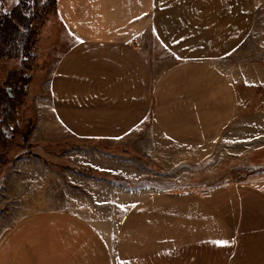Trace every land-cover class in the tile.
Here are the masks:
<instances>
[{"label":"crops","instance_id":"1","mask_svg":"<svg viewBox=\"0 0 264 264\" xmlns=\"http://www.w3.org/2000/svg\"><path fill=\"white\" fill-rule=\"evenodd\" d=\"M56 5L74 14V22L66 25L58 15L66 29L64 42L55 47L48 95L71 135L113 141L146 130L157 135L154 146L158 134L188 147L220 139L236 145V133L244 128L236 112L253 98L216 66L253 30L255 0H56ZM147 17L158 43L176 60L166 69L149 62L137 44ZM256 129L264 131V121ZM121 187L112 191L118 201L106 202L113 204L85 201L82 209L88 212L112 210L101 218L81 216L76 205L32 207L17 216L0 234V264H264V190L235 184L207 197H187L175 188L150 186L151 193L149 186Z\"/></svg>","mask_w":264,"mask_h":264},{"label":"rangeland","instance_id":"2","mask_svg":"<svg viewBox=\"0 0 264 264\" xmlns=\"http://www.w3.org/2000/svg\"><path fill=\"white\" fill-rule=\"evenodd\" d=\"M255 1L253 30L216 66L231 80H238L239 92H249L253 98L236 112L240 127H244L236 133L238 142L233 136L236 145H222L220 139L216 145L188 147L172 144L160 134L159 145L154 146L157 135L146 130L113 141H88L62 127L48 94L59 53L55 47L64 42L63 23H73L70 17L74 14L62 8L55 12L54 0H43L47 8L38 11L33 49L27 59L30 80L17 95L14 123L3 128L6 144L0 146V155L12 162L0 165V234L17 216L33 209L76 205L75 211L86 216L88 211L82 209L88 205L85 201L97 202L96 206L113 204L106 202L118 201L112 191L120 185L121 189L129 185L154 186L158 191L175 188L177 194L187 197H207L219 187L235 184L264 190V131L256 129L264 121V0ZM146 19L148 28L137 44L149 62L159 70L166 69L176 60L158 43L149 17ZM19 67L20 60L0 58L1 88L9 89L5 85L7 73ZM154 187L149 192L154 193ZM158 195L165 197L166 192ZM102 210L93 209L88 214L101 218L112 212L108 207ZM231 230L243 232L242 227Z\"/></svg>","mask_w":264,"mask_h":264},{"label":"trees","instance_id":"3","mask_svg":"<svg viewBox=\"0 0 264 264\" xmlns=\"http://www.w3.org/2000/svg\"><path fill=\"white\" fill-rule=\"evenodd\" d=\"M54 5L57 12L56 0ZM42 7L47 8L43 0H0V58L20 60L22 65L7 73L5 85L11 91L6 92L0 87V146L6 144L3 128L15 121L17 95L23 92L24 85L30 80L31 69L27 59L33 49L38 11ZM28 135L29 132L25 138ZM10 162L0 155V165Z\"/></svg>","mask_w":264,"mask_h":264},{"label":"water","instance_id":"4","mask_svg":"<svg viewBox=\"0 0 264 264\" xmlns=\"http://www.w3.org/2000/svg\"><path fill=\"white\" fill-rule=\"evenodd\" d=\"M6 91H7V92H10L11 90H9V89H6ZM11 95L13 96V93H12V92H11Z\"/></svg>","mask_w":264,"mask_h":264},{"label":"snow or ice","instance_id":"5","mask_svg":"<svg viewBox=\"0 0 264 264\" xmlns=\"http://www.w3.org/2000/svg\"><path fill=\"white\" fill-rule=\"evenodd\" d=\"M17 2H18V0H17ZM221 243H225V242H221Z\"/></svg>","mask_w":264,"mask_h":264}]
</instances>
